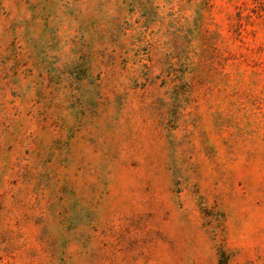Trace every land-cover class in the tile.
Masks as SVG:
<instances>
[{
	"label": "rangeland",
	"instance_id": "374dc122",
	"mask_svg": "<svg viewBox=\"0 0 264 264\" xmlns=\"http://www.w3.org/2000/svg\"><path fill=\"white\" fill-rule=\"evenodd\" d=\"M0 264H264V0H0Z\"/></svg>",
	"mask_w": 264,
	"mask_h": 264
}]
</instances>
